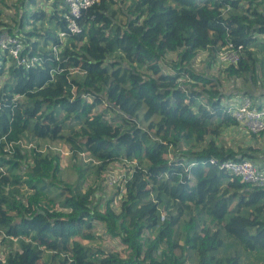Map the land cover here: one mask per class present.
I'll list each match as a JSON object with an SVG mask.
<instances>
[{
  "label": "trees",
  "instance_id": "1",
  "mask_svg": "<svg viewBox=\"0 0 264 264\" xmlns=\"http://www.w3.org/2000/svg\"><path fill=\"white\" fill-rule=\"evenodd\" d=\"M39 1L0 0L17 16L4 21L0 7V33L37 58L26 67L0 51V264H239L219 255L225 238L264 259V187L210 163L260 162L217 139L264 131L241 127L218 78L192 68L201 51L211 69L223 46L241 45L223 73L264 85V0H131L120 12L112 5L125 0H100L77 34L65 0ZM43 143L66 146L75 181ZM117 161L132 172L114 204L119 191L97 197L94 182ZM98 228L118 251L95 244Z\"/></svg>",
  "mask_w": 264,
  "mask_h": 264
},
{
  "label": "rangeland",
  "instance_id": "2",
  "mask_svg": "<svg viewBox=\"0 0 264 264\" xmlns=\"http://www.w3.org/2000/svg\"><path fill=\"white\" fill-rule=\"evenodd\" d=\"M7 2V4L11 5L16 2V0H4ZM131 0H125L124 2H116L112 6L114 9L120 12L122 9L125 11V8L129 6ZM39 3L43 4L44 8L47 10L48 6H45L44 1L40 0ZM0 7L2 8V16L1 19L4 21L13 24V20L17 16L15 13L8 8L7 6L3 5L0 3ZM13 9V8H12ZM126 14V13H125ZM118 18L124 20L125 15L122 13L118 14ZM176 55L171 53L169 54L166 58L163 59L162 65L164 67V71L169 72L170 71V65L169 63L175 59ZM207 52L206 51H201L199 55L195 58V60L192 63V68L198 72H203L207 74L208 76L216 77L220 81L221 84V91L224 93V95L227 98V101L225 103V97H223V102L225 104H228L233 97H230V93H234L235 97L238 98L237 95L241 94L242 91L247 92L249 95H251V99L253 101L259 100L260 98H264V89L262 88L264 85L261 83L259 84H253L250 81H248V76H240L238 78H229L225 76L223 73V70L225 69V65L220 63L218 60L214 61L212 64V68L207 67ZM191 66V65H190ZM261 80V79H259ZM201 101L204 102V99L201 98ZM223 103V104H224ZM226 106V105H225ZM232 128V127H230ZM226 128L223 130V132L220 134V136L217 139V142L219 144H224L227 148H231L234 152L237 153L238 148H244L248 150H255V153L258 154L259 156L261 155L262 157L264 156V134L263 135H256V139H253L249 134H241L238 130ZM250 141V144H249ZM41 145V140L34 139L31 142V145L39 144ZM30 145V146H31ZM43 147L47 148L48 150L52 151L55 149H59L61 152V166L65 169L63 173L64 178H68L70 181H75L77 179V173L72 169L71 164L69 160L67 159L68 153H67V148L65 145H57V144H50V145H45L43 143ZM109 168V169H108ZM107 169V172L105 171L103 174H101L100 178L101 181L94 182L96 183L97 188V197H101V195H110V193H115L119 191L118 186H112L109 187L107 186L105 182V176L107 175L109 170H112L116 174L122 175L128 167L122 163L121 161L117 162H112ZM94 177L89 175L87 182L83 185L84 187L88 183H92L94 181ZM103 179V181H102ZM104 193V194H103ZM106 197V196H105ZM117 201L119 197L116 198ZM100 228H98L99 234L102 232L99 231ZM149 233H145V235H148ZM99 236L97 238L95 244L102 245L103 247H109L112 248L116 251L120 249V244L118 241H114L112 239H109L107 236ZM225 244L226 246L221 249L219 252V255H225V254H239L240 255V263L239 264H264V259L261 254H253V253H248L245 251L243 246L234 240L233 238H225ZM193 255V254H192ZM46 256L43 258L41 264H46L45 262ZM194 261L195 259H190ZM186 264H193L190 262H187Z\"/></svg>",
  "mask_w": 264,
  "mask_h": 264
},
{
  "label": "built area",
  "instance_id": "3",
  "mask_svg": "<svg viewBox=\"0 0 264 264\" xmlns=\"http://www.w3.org/2000/svg\"><path fill=\"white\" fill-rule=\"evenodd\" d=\"M100 0H65L67 10L63 17L66 21V29L70 33H80L81 26L77 22V19L81 16L82 10L98 3ZM59 36L65 38V33L60 32ZM21 44L19 40L9 32L0 33V51L7 50L11 56L17 59L20 63L26 67H30L37 62V58H20L19 51ZM242 46H234L232 43H228L223 46L217 52V60L225 66L236 65L241 58ZM228 102L227 112L232 114L235 120L248 132L259 133L264 131V107H259L255 102L247 96H239ZM127 163V161H124ZM134 162L130 163L133 165ZM210 163L216 164L219 169L226 170L234 175L239 176L243 181L249 182L253 185L264 187V166L254 162L250 159H225L218 160L211 158ZM109 169V168H108ZM107 169V170H108ZM106 170V172H107ZM132 170L127 169L122 175L116 174L112 170H109L105 176V183L107 186H118L119 194L121 198L124 194V186L127 180L130 178ZM117 199L114 200L116 204ZM160 220H164V214H161Z\"/></svg>",
  "mask_w": 264,
  "mask_h": 264
},
{
  "label": "crops",
  "instance_id": "4",
  "mask_svg": "<svg viewBox=\"0 0 264 264\" xmlns=\"http://www.w3.org/2000/svg\"><path fill=\"white\" fill-rule=\"evenodd\" d=\"M236 99V98H235ZM249 144H250V141H249ZM252 151V150H251ZM252 153H255V152H252ZM240 156V155H239ZM260 159V162L259 161H255V160H252V161H254V162H257L258 164H260V165H262V166H264V156L262 157L261 155H260V157H259ZM251 160V159H250Z\"/></svg>",
  "mask_w": 264,
  "mask_h": 264
}]
</instances>
